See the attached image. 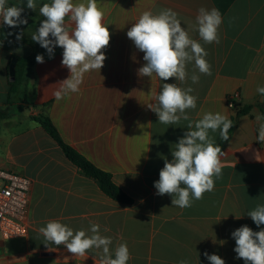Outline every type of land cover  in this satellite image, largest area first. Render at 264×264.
<instances>
[{"label":"crops","instance_id":"1","mask_svg":"<svg viewBox=\"0 0 264 264\" xmlns=\"http://www.w3.org/2000/svg\"><path fill=\"white\" fill-rule=\"evenodd\" d=\"M36 10L27 8V0H8V5L24 8L29 14L26 25L8 27L0 18V30L10 29L0 39V110L10 108L11 115L0 122V169L16 172L33 182L28 234L19 239L0 237V264H77L81 259L100 261L96 250L85 257L73 256L65 246L45 245L39 233L49 220H59L74 231L100 225V233L112 238L113 250L127 243L131 259L127 264H210L204 253L216 254L225 264H244L236 259L231 233L247 225L260 228L247 215L264 203V144L256 140V113L264 114V97L257 93L264 86V0H97L104 12L103 23L111 34L104 54V66L84 74L80 90L56 100V84L69 77L62 66L63 49L54 48L53 58L31 39L46 19L39 8L51 0H34ZM83 0H74L80 3ZM217 8L223 23L220 43L205 44L197 31L190 35L208 52L206 59L212 75L200 74L198 83L190 76L181 83L158 77H141L138 69L146 62L143 52L127 37L144 11L154 14L172 9L181 26L189 30L195 24L198 9ZM23 32L22 40L16 35ZM11 33V35H9ZM43 55L44 63L29 70L26 98L14 102L9 67L13 57ZM163 83L192 87L197 107L187 110L191 120L206 112L221 113L233 122L229 139L219 131L210 135L225 155L221 158L222 176L215 188L191 207L172 206V197L156 195L154 182L164 167V158L172 160L173 145L188 130V121L175 125L158 122L147 104L156 103ZM240 93L237 109L228 97ZM19 108L15 111L13 106ZM248 113L238 116L241 109ZM45 116L56 127L63 142L112 176L114 183L131 199L121 204L107 196L97 181L85 175L65 155L57 141L34 120ZM148 149V150H147ZM242 216L240 219L236 218ZM105 229H108L105 231ZM224 242L223 244L221 242ZM114 258V256H113Z\"/></svg>","mask_w":264,"mask_h":264},{"label":"clouds","instance_id":"2","mask_svg":"<svg viewBox=\"0 0 264 264\" xmlns=\"http://www.w3.org/2000/svg\"><path fill=\"white\" fill-rule=\"evenodd\" d=\"M26 6L34 11L37 7L34 0H27ZM23 12V7L9 6L8 0H0V18L8 27L26 25L28 21L23 17ZM39 12L46 19L41 21L31 39L47 50L50 59L53 58L54 48L61 47L62 66L70 72L68 78L55 85L54 96L60 100L80 90L85 73L93 70L100 72L107 58L103 50L108 47L111 34L103 23L104 12L97 0H83L80 3L51 0V3H44ZM222 23L223 17L215 7L199 8L195 24L190 25L189 30L181 26L178 14L172 9H163L156 14L144 11L126 34L136 49L144 53L146 63L138 69V75L150 78L155 75L164 81L175 78L183 83L189 78L188 64L194 67L190 76L194 84L200 79L197 70L200 74L212 75V66L206 59L208 52L191 37L190 31H197L205 44H219ZM22 38L23 32L16 35L17 41ZM35 59L37 63H44L43 55L38 54ZM193 91L192 87L163 83L155 96L156 103L147 104L161 124L175 125L181 120L188 121V130L172 147V160L169 162L164 158L159 180L154 182L156 195L171 196L172 206L179 208L191 207L195 200L203 199L205 192L214 190L215 180L222 176L221 158L225 153L210 132L219 131L220 139L227 141L233 127L227 115L219 112H206L202 118L191 120L187 110L196 109L198 99L191 94ZM256 91L264 97V86H258ZM255 120L258 123L256 140L264 144V114L256 113ZM247 215L260 228L264 225V203L257 204ZM241 217L236 216L237 219ZM39 233L44 237L45 245H63L73 256L85 257L89 251L96 250L100 264H127L131 259L126 242L119 243L113 252L110 248L112 238L101 235L97 223H91L87 230L74 231L59 220H49L45 227L39 229ZM231 235L236 244V259H243L244 264H264V228L253 231L243 225ZM204 256L210 264H225L219 255L205 252ZM179 264H189V261L182 259Z\"/></svg>","mask_w":264,"mask_h":264},{"label":"built area","instance_id":"3","mask_svg":"<svg viewBox=\"0 0 264 264\" xmlns=\"http://www.w3.org/2000/svg\"><path fill=\"white\" fill-rule=\"evenodd\" d=\"M239 92L228 97L229 106L237 109ZM33 182L16 172L0 169V237L19 239L28 234V217L32 205ZM77 264H100V261L81 259Z\"/></svg>","mask_w":264,"mask_h":264},{"label":"trees","instance_id":"4","mask_svg":"<svg viewBox=\"0 0 264 264\" xmlns=\"http://www.w3.org/2000/svg\"><path fill=\"white\" fill-rule=\"evenodd\" d=\"M29 14L34 15V13H25L23 12V17L28 16ZM10 29L4 28L0 30V39H4L6 37V32H9ZM36 55L30 58H20V57H13V59L17 60L16 65V79L15 81H11V95L18 94L23 89L24 97L26 98V94L28 91V85L30 82L29 70L36 62ZM250 108L241 109L238 111L237 115L241 116L248 113ZM11 115L10 108L5 110H0V122L7 119ZM49 135H51L60 147L63 149L67 158L73 162L81 171L97 181L103 192L115 200L118 203L129 205L133 201L132 199L125 194L113 181L112 176L108 173L101 171L100 169L96 168L91 162L77 153L73 148L66 145L63 140L60 138L59 133L54 126V124L45 116H38L34 118Z\"/></svg>","mask_w":264,"mask_h":264},{"label":"water","instance_id":"5","mask_svg":"<svg viewBox=\"0 0 264 264\" xmlns=\"http://www.w3.org/2000/svg\"><path fill=\"white\" fill-rule=\"evenodd\" d=\"M16 65H17V60L13 59L9 67V76L12 82L15 81L16 79Z\"/></svg>","mask_w":264,"mask_h":264},{"label":"rangeland","instance_id":"6","mask_svg":"<svg viewBox=\"0 0 264 264\" xmlns=\"http://www.w3.org/2000/svg\"><path fill=\"white\" fill-rule=\"evenodd\" d=\"M18 95H19L21 98L23 97L22 92H19L18 94L15 95L14 102L17 101V99L19 98ZM13 109H14L16 112L19 111V108L16 107V105L13 106Z\"/></svg>","mask_w":264,"mask_h":264}]
</instances>
